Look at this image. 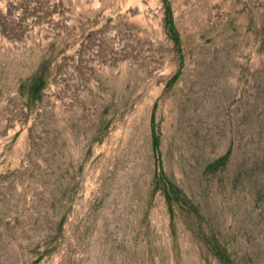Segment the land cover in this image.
Listing matches in <instances>:
<instances>
[{
	"label": "rangeland",
	"instance_id": "374dc122",
	"mask_svg": "<svg viewBox=\"0 0 264 264\" xmlns=\"http://www.w3.org/2000/svg\"><path fill=\"white\" fill-rule=\"evenodd\" d=\"M214 246L264 264V0H0V264Z\"/></svg>",
	"mask_w": 264,
	"mask_h": 264
},
{
	"label": "trees",
	"instance_id": "16d2710c",
	"mask_svg": "<svg viewBox=\"0 0 264 264\" xmlns=\"http://www.w3.org/2000/svg\"><path fill=\"white\" fill-rule=\"evenodd\" d=\"M166 10V16L168 17L169 15V11H168V8L166 7L165 8ZM169 22V21H168ZM171 30H172V27L170 26ZM175 76H172L171 79H173ZM151 142H152V146H156L157 145V138L156 136L152 133L151 135ZM166 189H168V186L166 185ZM166 195V199H167V202L170 203L171 200H174L175 198H173L172 196H170V194L168 192L165 193ZM213 255L218 259L219 262H221L222 264H231L232 262L230 260H228V257L227 255L225 254V252L223 250H221L220 248L214 246L213 248Z\"/></svg>",
	"mask_w": 264,
	"mask_h": 264
}]
</instances>
